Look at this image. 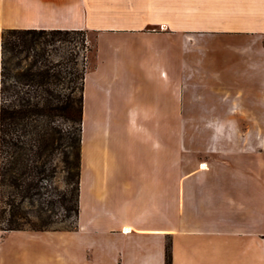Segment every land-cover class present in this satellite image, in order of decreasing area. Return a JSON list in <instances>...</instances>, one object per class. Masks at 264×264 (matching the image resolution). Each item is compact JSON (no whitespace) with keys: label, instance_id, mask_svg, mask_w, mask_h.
Here are the masks:
<instances>
[{"label":"crops","instance_id":"1","mask_svg":"<svg viewBox=\"0 0 264 264\" xmlns=\"http://www.w3.org/2000/svg\"><path fill=\"white\" fill-rule=\"evenodd\" d=\"M8 30L91 34L95 55L83 78L74 229L0 228V264H165L167 247L171 264H264V0H0V73ZM172 47L222 49L221 111L170 96L186 67L174 60L168 73L161 53ZM154 114L228 117L200 148L207 158L188 165L185 144L134 126ZM234 114L258 115L242 131ZM122 128L134 164L111 147Z\"/></svg>","mask_w":264,"mask_h":264},{"label":"trees","instance_id":"2","mask_svg":"<svg viewBox=\"0 0 264 264\" xmlns=\"http://www.w3.org/2000/svg\"><path fill=\"white\" fill-rule=\"evenodd\" d=\"M78 31L8 30L2 35L0 73V228L68 231L55 227L78 215L85 68L48 60L47 36ZM30 60L23 67L22 62ZM15 61V64L12 62ZM71 61V59L69 60ZM17 70L15 74L12 72ZM10 78L13 82L10 83ZM60 178L41 199L50 180ZM25 203L28 207H25ZM8 207V210L6 209ZM8 212V213H7ZM8 214V216H7ZM75 224V222H74ZM165 264H171L166 248Z\"/></svg>","mask_w":264,"mask_h":264},{"label":"rangeland","instance_id":"3","mask_svg":"<svg viewBox=\"0 0 264 264\" xmlns=\"http://www.w3.org/2000/svg\"><path fill=\"white\" fill-rule=\"evenodd\" d=\"M51 45L47 46L46 57L53 63H65L67 69L73 66L77 69L92 68L94 65L95 43L94 37L85 33H70L63 36H47L46 37ZM182 46V45H181ZM174 47L169 49V52L162 51L161 60L163 65H166L168 73H171L172 68L167 67L174 60L180 62V65H185L183 70L178 73L179 87L172 89L170 96L176 95L180 100L190 97L199 98L202 100L198 103V110H217L221 111L223 108L217 105V101L227 94V86L225 81V57L223 58L222 49L211 50L205 52L202 50L194 51L187 48L186 52L181 48ZM218 48L216 46L212 47ZM210 50V49H209ZM71 59V61H69ZM30 60L22 62V66H27ZM164 60V61H163ZM15 64V61L12 62ZM199 69L193 70L194 66ZM180 67V66H179ZM193 67V68H190ZM17 70L12 72L15 74ZM173 72V71H172ZM221 74V75H220ZM217 75V76H216ZM141 78V77H140ZM145 79V77L143 76ZM10 83L13 79L10 78ZM166 95V94H165ZM155 116L146 119H134V126L149 127L158 129L160 134H155L156 141L167 142L171 144H185L188 148L187 151V164L190 165L196 160L203 161L207 158L209 152L202 151L200 148L208 147L211 142V128L217 121H227V114H154ZM258 114H234V119L239 124L240 129L243 131L246 127L253 126ZM128 114H119V119L123 121V127H128L126 120ZM231 116V120L233 119ZM233 119V120H234ZM116 126L113 124L111 130ZM114 132H111V138ZM153 136L149 137V141H154ZM112 141V140H111ZM136 141V140H135ZM139 141V140H138ZM113 152L116 153L119 159L131 162L134 164V140L126 134L124 128L119 133H116L115 140L112 141ZM203 165V164H202ZM201 165V166H202ZM205 166V165H204ZM47 185L48 192L39 199H35V205L40 200H48L53 196L51 195L53 188L61 190L62 183L60 178L50 180ZM25 207H28L25 203ZM8 210V207H6ZM8 213V212H7ZM8 216V214H7ZM75 222L73 214L64 223L55 226L59 228H71Z\"/></svg>","mask_w":264,"mask_h":264},{"label":"bare ground","instance_id":"4","mask_svg":"<svg viewBox=\"0 0 264 264\" xmlns=\"http://www.w3.org/2000/svg\"><path fill=\"white\" fill-rule=\"evenodd\" d=\"M204 167H205L204 165L201 166L202 169H204Z\"/></svg>","mask_w":264,"mask_h":264}]
</instances>
